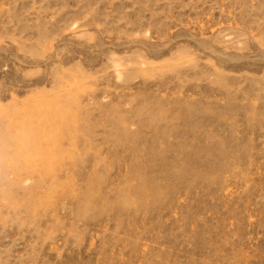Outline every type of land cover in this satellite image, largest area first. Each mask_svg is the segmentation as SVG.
<instances>
[{"label": "rangeland", "instance_id": "1", "mask_svg": "<svg viewBox=\"0 0 264 264\" xmlns=\"http://www.w3.org/2000/svg\"><path fill=\"white\" fill-rule=\"evenodd\" d=\"M0 264H264V0H0Z\"/></svg>", "mask_w": 264, "mask_h": 264}]
</instances>
